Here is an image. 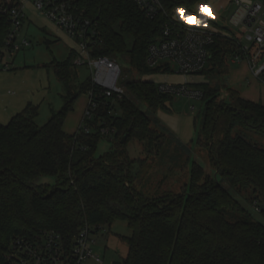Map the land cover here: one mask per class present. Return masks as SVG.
I'll return each mask as SVG.
<instances>
[{"label":"trees","instance_id":"1","mask_svg":"<svg viewBox=\"0 0 264 264\" xmlns=\"http://www.w3.org/2000/svg\"><path fill=\"white\" fill-rule=\"evenodd\" d=\"M70 1L97 24L101 42L94 57L128 59L142 75L172 72L169 66L153 69L147 64L150 46L162 37L163 20H151L133 0ZM209 1L177 0L173 6L191 9ZM0 3L2 58L13 22L4 12L9 4ZM211 53L207 68L198 74L227 76L228 62L245 58L229 36L218 37ZM76 56L73 52L67 61L53 63L66 91L65 105L44 126L36 123L39 112L32 105L8 124L0 122V264H6L17 238L32 240L54 232L71 246L85 228L96 234L118 221L126 222L131 231L122 237L128 253L118 264H264V225L230 193V189L239 194L250 191L249 200L264 207V148L243 134H233L240 128L255 130L264 138V105L222 84H192L203 92L205 104L199 144L207 149L222 181L194 163L190 184L181 194L145 197L134 185L140 181V170L125 156L126 143L168 137L153 129L136 101L158 111L174 97L160 92L151 81H127L118 103H113L114 98L102 99L95 131L87 133L81 126L77 133L67 134L64 124L78 96L98 92L92 79L78 82ZM259 79L264 83V70ZM225 88L229 104L222 95ZM103 122L115 129L112 139L102 135ZM86 123L84 119L82 125ZM101 138L113 145L97 158ZM47 177L55 178V184L42 183Z\"/></svg>","mask_w":264,"mask_h":264},{"label":"rangeland","instance_id":"2","mask_svg":"<svg viewBox=\"0 0 264 264\" xmlns=\"http://www.w3.org/2000/svg\"><path fill=\"white\" fill-rule=\"evenodd\" d=\"M264 2V0H253ZM3 2V1H2ZM10 4V0H4ZM235 0H210L200 3L191 9H178L174 16L186 23L205 26L211 30L222 31L235 37L241 44L250 45L247 32L241 26H236L231 17L236 10ZM1 5V3H0ZM22 11L25 16L21 29L17 33L16 46L20 50L12 56L5 52L0 66V122L8 124L10 120L21 113L27 106L38 108L39 115L36 123L44 126L52 114L60 111L65 105L66 91L64 85L55 73L53 63L64 62L75 55L79 50L76 39L70 37L56 23L37 10L35 6L22 0ZM27 46H24V42ZM73 58V57H72ZM75 61V57L73 58ZM72 59V61H73ZM73 61V62H74ZM122 74L120 85L124 87L127 81H151L157 85L161 83L221 85L237 91L241 96L257 97L258 103L264 105V85L251 71H247L241 78L234 77V71L240 63L248 64L245 58L237 62H228L231 73L228 76H219L215 73L194 74L184 77L173 70L170 73L139 74L132 69L128 59L118 58ZM264 63V56L259 65ZM8 64V68L6 65ZM75 65V62H74ZM78 82L84 83L91 79L92 71L89 67L76 66ZM77 84V82H76ZM194 85H191L194 87ZM258 86V87H257ZM222 95L225 103H230L229 92L223 89ZM262 95V97H261ZM89 93H81L65 121L64 131L73 135L82 126H88L90 131L95 129L96 114L83 124L85 113L89 106ZM139 109L151 119L153 129L158 133L167 135L165 140L161 137L150 142H141L131 139L127 141L128 160L136 162L135 170H140V181L134 183L135 187L145 197H155L171 194H181L183 188L190 184V174L194 163L200 165L212 178L222 181L211 164L207 149L199 144L202 117L205 104L199 99L174 97L165 104V108L158 111L151 110L147 104L136 101ZM118 108V107H117ZM128 128L130 124L128 123ZM240 133L249 140L264 148V138L255 130L237 128L233 134ZM219 137H221L219 135ZM113 143L109 139L101 138L96 157L99 158L111 150ZM130 158V159H129ZM56 179L47 177L42 183L54 185ZM222 184L229 188L227 184ZM230 193L246 208L254 220L264 225V215L257 211L255 205L249 200L251 192L239 194L230 189ZM131 231L124 221L115 222L111 227L105 226L101 231L92 235L95 243L91 246L95 254L102 257L105 264H118L127 256L128 246L122 237H128Z\"/></svg>","mask_w":264,"mask_h":264},{"label":"built area","instance_id":"3","mask_svg":"<svg viewBox=\"0 0 264 264\" xmlns=\"http://www.w3.org/2000/svg\"><path fill=\"white\" fill-rule=\"evenodd\" d=\"M10 1L11 8L8 7L4 12L10 16L13 30L8 37L5 52L9 51L12 56L20 50V46H16V39L25 16L22 11V0ZM27 1L78 42L79 50L74 61L75 65L91 69L92 84L98 90L97 93L89 92V106L84 119L91 120L99 110L102 99L114 98L113 103H118L125 94L124 87L120 85L122 70L119 62L92 55L95 47L101 42L97 24L87 18L84 12L79 11L70 0ZM133 1L151 20L165 22L162 37L148 50L147 64L150 68L169 66L172 71L176 70L184 77L198 74L207 68L212 58L211 47L216 39L224 36L233 37L222 31L211 30L201 25L186 24L176 19L175 11L184 8L173 6L177 0ZM234 4L236 10L231 21L247 32L246 40L250 45H243L235 37L233 38L241 47L252 74L259 79L264 70V63L259 65L264 56V2L235 0ZM27 45L25 41L24 46ZM2 59L3 57H0V66ZM191 85L189 82L161 83L158 89L173 97L202 100L203 92ZM108 113L112 115L114 112L110 109ZM101 125H103L102 135L112 139L116 133L115 129L105 126L106 122ZM84 129L87 133L90 132L88 126ZM255 207L264 215V207L257 203ZM93 234L89 228H85L71 246L66 245L62 237L54 232H46L32 240L17 238L12 243L6 264H105L102 257L95 254L91 247L95 243L92 239Z\"/></svg>","mask_w":264,"mask_h":264},{"label":"crops","instance_id":"4","mask_svg":"<svg viewBox=\"0 0 264 264\" xmlns=\"http://www.w3.org/2000/svg\"><path fill=\"white\" fill-rule=\"evenodd\" d=\"M239 59H235V58H233L231 61L232 62H237ZM250 70V67H249V65L247 64H245V63H240L239 65H238V67L235 69V71H234V74H235V76L234 77H238L239 78V76H237L239 73H240V76H241V78L243 77V75L247 72V71H249ZM251 71V70H250ZM231 73V70L229 69V72H228V75ZM252 73V72H251ZM227 75V76H228ZM254 76V75H253ZM255 77V76H254ZM256 78V77H255ZM240 79V78H239ZM258 81H259V83H258V85H260V84H263L264 85V83L263 82H261L258 78H256ZM258 87V86H257ZM248 96H242L243 98H245V99H247V100H250V101H252V102H256V103H258V101H260V100H258V98L257 97H249V93L247 94ZM261 97H262V95H261Z\"/></svg>","mask_w":264,"mask_h":264},{"label":"water","instance_id":"5","mask_svg":"<svg viewBox=\"0 0 264 264\" xmlns=\"http://www.w3.org/2000/svg\"><path fill=\"white\" fill-rule=\"evenodd\" d=\"M9 8H11V5L9 6ZM130 130H131V129H130ZM127 139H128V134L125 135V136L122 138L121 143L124 144V143L127 141Z\"/></svg>","mask_w":264,"mask_h":264},{"label":"snow or ice","instance_id":"6","mask_svg":"<svg viewBox=\"0 0 264 264\" xmlns=\"http://www.w3.org/2000/svg\"><path fill=\"white\" fill-rule=\"evenodd\" d=\"M178 11H182V10H178ZM197 26H199V22H197ZM205 27H206V25H205Z\"/></svg>","mask_w":264,"mask_h":264}]
</instances>
